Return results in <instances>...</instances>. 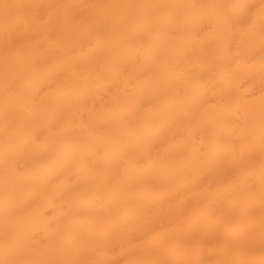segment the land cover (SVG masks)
<instances>
[{"label": "bare ground", "instance_id": "bare-ground-1", "mask_svg": "<svg viewBox=\"0 0 264 264\" xmlns=\"http://www.w3.org/2000/svg\"><path fill=\"white\" fill-rule=\"evenodd\" d=\"M0 264H264V0H0Z\"/></svg>", "mask_w": 264, "mask_h": 264}]
</instances>
